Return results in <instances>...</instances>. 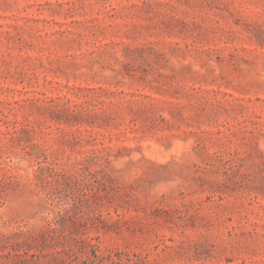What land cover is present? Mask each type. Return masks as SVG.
I'll return each instance as SVG.
<instances>
[{"label": "rangeland", "instance_id": "rangeland-1", "mask_svg": "<svg viewBox=\"0 0 264 264\" xmlns=\"http://www.w3.org/2000/svg\"><path fill=\"white\" fill-rule=\"evenodd\" d=\"M0 264H264V0H0Z\"/></svg>", "mask_w": 264, "mask_h": 264}]
</instances>
